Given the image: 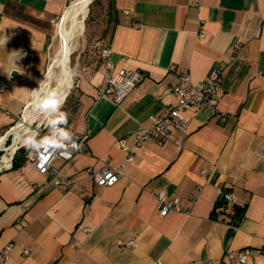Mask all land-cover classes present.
I'll return each mask as SVG.
<instances>
[{
	"label": "crops",
	"instance_id": "obj_1",
	"mask_svg": "<svg viewBox=\"0 0 264 264\" xmlns=\"http://www.w3.org/2000/svg\"><path fill=\"white\" fill-rule=\"evenodd\" d=\"M69 1L0 0V136L30 109ZM103 40L109 55L79 72L66 94L75 106L64 107L65 97L57 112L83 139L80 150L40 174L27 160L3 165L0 149V249L12 243L5 264H238L226 253L241 249L245 264H264V0H114ZM171 64L193 83L219 69L227 117L189 110L185 131L146 140L125 161L115 141L133 144L176 100ZM120 68L143 77L114 104L99 89ZM103 162L121 166L112 186L89 174ZM63 177L76 182L62 190L55 180ZM219 189L234 201L214 215ZM157 190L177 197L179 210L161 215ZM233 206L243 208L236 223Z\"/></svg>",
	"mask_w": 264,
	"mask_h": 264
},
{
	"label": "built area",
	"instance_id": "obj_2",
	"mask_svg": "<svg viewBox=\"0 0 264 264\" xmlns=\"http://www.w3.org/2000/svg\"><path fill=\"white\" fill-rule=\"evenodd\" d=\"M109 53L108 47L102 48V56L106 57ZM107 66L110 68L108 62ZM169 69L176 100L158 114L150 116V125L135 134L133 144L126 143L123 138L115 141V146L125 152V161L133 159L134 148L144 141L151 140L157 144H163L172 138L173 130L185 131L189 123V115L187 114L189 110L209 109L210 114L219 121H224L227 117L226 112L218 107V95L221 91L219 69L214 68L207 78L199 83L192 82L190 73L186 68H178L175 64H171ZM142 77L143 74L138 70L120 68L109 74L105 86L99 89V94L106 96L114 104H118L141 81ZM19 125H22L23 132H28L22 140L15 142L16 146L9 152L11 150L9 147L14 144L12 131ZM26 126L30 129H27ZM9 135H13V141L3 148L8 150V160L3 162V165L10 166L15 151L20 147L29 146L26 160L40 174L53 172L52 162L55 158L69 160L80 150L83 144V139L78 134L70 132L59 121L53 120L47 115L30 119L20 117L0 136V143H5ZM121 173V166H113L108 162H103L97 170L89 171L93 182L101 186H112L117 182ZM75 182L74 177H63L55 180L56 186L62 190H68ZM153 194L156 199V208L161 215L164 216L179 210L177 197L168 198L162 190L153 191ZM220 198H223L226 203L234 201L233 194L222 189L217 192V199ZM83 230L89 232L90 228L83 227ZM128 243L134 244L132 239ZM11 246L12 243L8 242L0 249V264L6 263ZM24 253H28V250L25 249ZM226 256L229 259L235 258L238 264H245L247 260V252L242 249L228 251ZM204 264H209V262Z\"/></svg>",
	"mask_w": 264,
	"mask_h": 264
},
{
	"label": "rangeland",
	"instance_id": "obj_3",
	"mask_svg": "<svg viewBox=\"0 0 264 264\" xmlns=\"http://www.w3.org/2000/svg\"><path fill=\"white\" fill-rule=\"evenodd\" d=\"M76 0H70L64 10L58 14L54 21V45L49 50V60L47 64V71L37 88V98L31 101L29 108H33L38 113V118L46 116L42 112V108L46 102H52L58 93L66 88L63 80V73L61 70L62 51H61V36L59 28L63 25L67 30H70V38L68 40L69 46V72L74 81L79 72L88 67H93L97 61H100V52L105 44L103 40L111 26L113 12L109 9V0H91L85 11L84 18L80 13L76 21L72 24L70 16L63 20V14L67 9H71ZM81 20L83 27L81 28ZM73 95L68 96L64 107H74L75 99ZM64 102V100H63ZM62 102V103H63ZM62 103L53 106L50 109L49 115L54 116V120H58L57 113L61 109ZM63 107V108H64ZM13 141V135H9L5 143H0V149L4 150ZM0 150V151H1ZM8 151V150H4ZM2 151L0 152V155Z\"/></svg>",
	"mask_w": 264,
	"mask_h": 264
},
{
	"label": "bare ground",
	"instance_id": "obj_4",
	"mask_svg": "<svg viewBox=\"0 0 264 264\" xmlns=\"http://www.w3.org/2000/svg\"><path fill=\"white\" fill-rule=\"evenodd\" d=\"M91 0H76L74 2V4L72 5L71 9H67L64 14H63V20L66 19L68 16H70L72 24L76 21L77 16L82 13V17L84 18L85 16V11L87 9V6L89 4ZM80 22V27L82 28V22L81 20H79ZM59 34L61 36V51H62V61H61V70L63 73V80H60V82H64V85L66 86V88L62 91H60L58 93V95L55 97V100L52 102H46L45 105L42 108V112H44L45 115L49 114L50 109L55 106L58 105L60 103L63 102L65 95L67 94V89L71 86L72 83V77H71V73L69 72L70 66H69V46H68V40L70 38V30H67L63 25L59 28ZM37 90L34 93L33 96V100L36 99L37 96ZM33 114H37L36 110L33 108H30L29 110H27V112L24 115V119H30L35 117ZM27 127V126H26ZM27 129H30L29 127H27ZM24 129L22 127V125L17 126L13 131V135H14V144L11 145L9 148L11 149L9 152H11L13 150V148L16 146L15 142L17 140H22L23 136H25V134L28 132H23ZM31 132V130H29ZM6 160H8V156H6ZM5 160V161H6Z\"/></svg>",
	"mask_w": 264,
	"mask_h": 264
},
{
	"label": "trees",
	"instance_id": "obj_5",
	"mask_svg": "<svg viewBox=\"0 0 264 264\" xmlns=\"http://www.w3.org/2000/svg\"><path fill=\"white\" fill-rule=\"evenodd\" d=\"M108 7H109V9H111L112 12L114 11V0H109V6ZM67 99H68V96L66 97L65 102L67 101ZM28 149H29V146H24V147L18 148L15 151V153L12 157V165H11L12 168H19L25 163L26 153H27ZM226 204L227 203L223 198L218 199L215 202V208H214L213 214L214 215L216 214L217 209H220L219 211L222 212L226 208V206H227ZM242 212H243V208L233 206L232 212L229 213L230 220L233 223H236L237 220L239 219V217L241 216Z\"/></svg>",
	"mask_w": 264,
	"mask_h": 264
},
{
	"label": "water",
	"instance_id": "obj_6",
	"mask_svg": "<svg viewBox=\"0 0 264 264\" xmlns=\"http://www.w3.org/2000/svg\"><path fill=\"white\" fill-rule=\"evenodd\" d=\"M14 73V72H13ZM65 97H66V95H65ZM65 99V98H64Z\"/></svg>",
	"mask_w": 264,
	"mask_h": 264
}]
</instances>
